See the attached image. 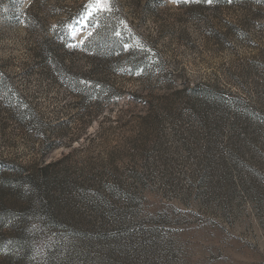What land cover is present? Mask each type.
<instances>
[{"label":"rangeland","instance_id":"374dc122","mask_svg":"<svg viewBox=\"0 0 264 264\" xmlns=\"http://www.w3.org/2000/svg\"><path fill=\"white\" fill-rule=\"evenodd\" d=\"M0 0V264H264V0Z\"/></svg>","mask_w":264,"mask_h":264},{"label":"snow or ice","instance_id":"6c2138e0","mask_svg":"<svg viewBox=\"0 0 264 264\" xmlns=\"http://www.w3.org/2000/svg\"><path fill=\"white\" fill-rule=\"evenodd\" d=\"M207 3L211 4L213 3V0H206ZM229 3L232 2V0H228ZM92 7L97 8L98 10L103 11H110V0H94V3L91 5Z\"/></svg>","mask_w":264,"mask_h":264}]
</instances>
